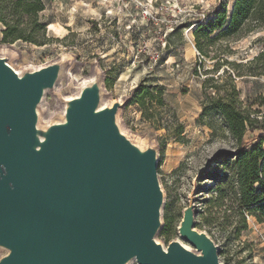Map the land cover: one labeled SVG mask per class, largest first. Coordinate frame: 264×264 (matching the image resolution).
Returning a JSON list of instances; mask_svg holds the SVG:
<instances>
[{
    "label": "rangeland",
    "instance_id": "rangeland-1",
    "mask_svg": "<svg viewBox=\"0 0 264 264\" xmlns=\"http://www.w3.org/2000/svg\"><path fill=\"white\" fill-rule=\"evenodd\" d=\"M45 2L40 13L46 26L44 45L2 42L5 26L0 21V58L21 77H46L40 98L32 103L35 149L52 142L55 128L67 122L85 94L92 100V112L111 116L113 137L154 168L161 204L153 240L159 247L167 250L175 242L198 253L180 233L189 212L192 229L213 236L220 264L225 260L228 264H264V224L249 216V228L239 239L227 242L205 221L208 200L218 187H227L231 174L230 165L221 158L234 152L236 144L220 116L213 117L215 129L201 118L206 99L203 82L216 79L223 69L234 68L232 62L247 66L263 50L264 29L230 42L227 51L225 42L218 40L208 47L209 57L203 58L193 30L220 4L231 9L233 0ZM143 80L163 90V105L153 99L145 110L138 103L126 102ZM226 83L223 74L219 84L228 88ZM236 84L243 105L260 108L255 103L264 96V77L237 78ZM260 109L264 113V107ZM216 172L225 177L216 178ZM10 254L0 243V260ZM129 264L137 262L132 259Z\"/></svg>",
    "mask_w": 264,
    "mask_h": 264
},
{
    "label": "water",
    "instance_id": "water-1",
    "mask_svg": "<svg viewBox=\"0 0 264 264\" xmlns=\"http://www.w3.org/2000/svg\"><path fill=\"white\" fill-rule=\"evenodd\" d=\"M21 78L0 62V243L11 250L0 264H116L127 254L137 264H220L214 240L192 229L189 212L180 233L198 253L154 242V168L113 137L111 116L92 112L85 94L39 155L32 103L46 77Z\"/></svg>",
    "mask_w": 264,
    "mask_h": 264
},
{
    "label": "trees",
    "instance_id": "trees-1",
    "mask_svg": "<svg viewBox=\"0 0 264 264\" xmlns=\"http://www.w3.org/2000/svg\"><path fill=\"white\" fill-rule=\"evenodd\" d=\"M45 4V0H0V21L5 26L2 42L11 44L22 40L37 45L46 44V26L40 17ZM263 29L264 0H233L231 9L226 4L214 8L204 22L197 24L193 34L197 50L205 58L209 57L208 47L216 41L225 42L224 50L227 51L230 42ZM231 64L234 68L223 69L216 79L213 77L203 82L206 99L201 115L211 129H215L214 115L220 116L236 144L234 152L221 158L230 165L231 174L227 187H218L217 194L208 200L205 219L209 226L225 236L227 242L239 239L241 233L249 228V216L264 224V132L258 133L259 128H264V113L260 109L264 107V96H260L255 103L260 108L253 109V104L244 106L239 100L241 91L236 84L237 78L264 77V47L247 66ZM213 70L215 67L206 71L210 73ZM223 74L228 88L219 84ZM210 81L215 84L209 85ZM210 89L213 92H209ZM153 99L163 105V90L145 84L144 80L126 98L129 104L138 103L145 110L150 108L149 102ZM181 130L182 125H179L178 132ZM215 177L222 179L225 176L216 172ZM227 188L230 193H227ZM228 263L229 260H225L224 264Z\"/></svg>",
    "mask_w": 264,
    "mask_h": 264
},
{
    "label": "bare ground",
    "instance_id": "bare-ground-1",
    "mask_svg": "<svg viewBox=\"0 0 264 264\" xmlns=\"http://www.w3.org/2000/svg\"><path fill=\"white\" fill-rule=\"evenodd\" d=\"M1 62V64H3V66L5 67V68H7V69H9L11 72H13V74L16 76V78H17V80L19 81V82H23V78H21V77H17V73H15V70L7 63V62H5V61H3V60H1L0 61ZM69 126H70V122H68L67 124H66V126H64L65 128L64 129H66V128H69ZM30 150H34L33 148H31ZM36 152L39 154V155H41V156H43V154L45 153V151L44 150H36ZM23 161V160H22ZM21 161V162H22ZM10 247H12V246H10ZM132 259H134L135 260V258L132 256V255H129V254H127L126 256H123L122 257V259H120L116 264H129L130 262H131V260Z\"/></svg>",
    "mask_w": 264,
    "mask_h": 264
}]
</instances>
